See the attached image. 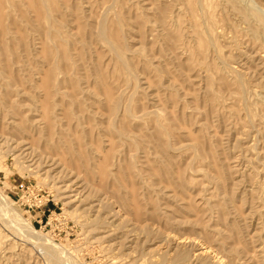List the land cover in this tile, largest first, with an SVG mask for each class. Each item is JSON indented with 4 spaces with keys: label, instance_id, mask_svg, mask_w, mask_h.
Segmentation results:
<instances>
[{
    "label": "rangeland",
    "instance_id": "374dc122",
    "mask_svg": "<svg viewBox=\"0 0 264 264\" xmlns=\"http://www.w3.org/2000/svg\"><path fill=\"white\" fill-rule=\"evenodd\" d=\"M47 1L0 8V264H264V0Z\"/></svg>",
    "mask_w": 264,
    "mask_h": 264
},
{
    "label": "bare ground",
    "instance_id": "6f19581e",
    "mask_svg": "<svg viewBox=\"0 0 264 264\" xmlns=\"http://www.w3.org/2000/svg\"><path fill=\"white\" fill-rule=\"evenodd\" d=\"M7 1H8V2H7V3H8V6H7V7H9V8H14V6L11 5V0H7ZM34 1H35V0H33V2H34ZM39 1H40V0H39ZM45 1H47V0H41V5L37 2V3L39 4V7H40V6H43V7L45 6L44 8L47 9V6H46L47 3H46ZM48 1H49V0H48ZM48 1H47V2H48ZM237 1H240V0H237ZM241 1H242V0H241ZM5 2H6V0H5ZM31 2H32V0H31ZM62 2H64V1H62ZM62 2H61V3H62ZM3 3H4V0H0V8L2 7ZM7 3H6V4H7ZM198 3H199V2H198ZM246 3H247V2H246ZM13 4H15V3L13 2ZM35 4H36V2H35ZM38 4H36V5H38ZM49 4L51 5L50 2H49ZM112 4H113V3H112ZM178 4H179V3H178ZM241 4H243V2H241ZM244 4H245V3H244ZM250 4H251V5H250ZM253 4H254L253 1H252L251 3L248 2V5H249V7H250V9H249V13H248V10H247V12H245V13H248L249 15H251V16L253 17L254 21L257 22L258 24H260V25L263 27V29H264V17H263V15H262L263 13H262L261 11L255 9L256 7L254 8ZM110 5H111V4H110ZM245 5H246V4H245ZM30 6H31V5H30ZM37 7H38V6H37ZM247 7H248V6H247ZM34 9H35V8H34ZM42 9H43V8H42ZM66 9H67V8H66ZM243 9H244V7H243ZM46 11H47V10H46ZM244 11H245V10H244ZM260 12H261L262 14H261ZM35 13H36V12H35ZM42 13H43V12H42ZM48 13H49V12H48ZM105 13H106V12H105ZM19 15H20V14H19ZM49 15H50V14H48L47 16H49ZM11 16H12V15H11ZM38 16L41 17V12H40V15H38ZM44 16H45V15H44ZM47 16H46L47 19L50 18V17H47ZM251 16H249L248 18H250ZM11 18H12V17H11ZM86 18H87V17H86ZM48 20H49V19H48ZM6 21H7V20H6ZM10 21H11V20H10ZM46 21H47V20H46ZM50 21L52 22L51 18H50ZM115 21H116V20H115ZM23 22H24V21H23ZM116 22H117V21H116ZM255 22H254V23H255ZM6 23H7V22H6ZM35 23H36V21H35ZM49 23H50V22H49ZM95 23H96V22H95ZM102 23H103V22H102ZM36 24H37V23H36ZM51 24H52V23H51ZM115 24H116V23H115ZM47 25H48V23H47ZM49 25H50V24H49ZM98 25H99V24H98ZM98 25H97V26H98ZM251 25H252V24H251ZM50 26H51V25H50ZM7 27H8V26H7ZM25 27H26V26H25ZM51 27H53V25H52ZM117 27H118V26H117ZM258 27H259V26H258ZM8 28H9V27H8ZM47 28H48V27H47ZM40 29H42V28L40 27ZM49 29H50V28H49ZM49 29H47V30L50 31L52 28H51L50 30H49ZM251 29H252V28H251ZM259 29H260V28H259ZM7 30H8V29H7ZM7 30H6V29H2V30L0 31V35L3 36V37H1V38H4V37H5L6 39H9L8 42H10V38H9V37H10V32H9L10 30H9V31H7ZM47 30L44 29V31H47ZM100 30H101V29H100ZM254 30H256V28H255ZM52 31H53V30H52ZM97 31H98V30H97ZM258 31H259V30H258ZM262 31L264 32V30H262ZM40 32H42V31H40ZM44 33H45V32H44ZM50 33H51V32H50ZM255 33H257V32H254V34H255ZM46 34L49 35L48 32H47ZM46 34H45V35H46ZM51 34H52V33H51ZM51 34H50V35H51ZM58 34H59V32H58ZM263 34H264V33H263ZM50 35H49V36H50ZM95 36H96V35H95ZM102 36H103V35H102ZM13 37H14V36H13ZM13 37H12V38H13ZM139 37H140V36H139ZM5 38H4L3 40H6ZM22 38H23V37H22ZM48 38H49V37H48ZM50 38H52V37L50 36ZM50 38H49V39H50ZM38 40H39V39H38ZM50 40H51V39H50ZM139 40H140V39H139ZM0 41H1V40H0ZM20 41H21V40H20ZM5 42H6V41H5ZM11 42H12V39H11ZM34 42H35V41H34ZM43 42H44V41H43ZM0 43H1V42H0ZM1 44H2V43H1ZM107 45H108V43H107ZM52 46H53V45H52ZM127 46H128V45H127ZM10 47H11V46H10ZM10 47H9V49H10ZM111 47H112V46H111ZM125 47H126V46H125ZM7 48H8V47H7ZM95 48H96V47H95ZM148 48H149V47H148ZM9 49H8V52H9L10 55H11V56L9 55V56H10L9 60H8V59H7L8 61L5 60V59H4V60L2 59V60H3V62H5V64H8V62L10 61V64L12 63V65H14V66L16 65V67H17V64H18L19 60L15 58V55H16V54H13V51H12L11 49H10V50H9ZM12 49H14V47H12ZM16 49H17V48H16ZM52 49L54 50V48H52ZM52 49H51V50H52ZM2 50L4 51V48H3V49L1 48V51H2ZM60 50H61V49H60ZM91 50H92V49H91ZM93 50H94V48H93ZM3 51H2V52H3ZM54 51H56V50H54ZM41 52H42V51H41ZM47 52H48V51H47ZM48 53H49V52H48ZM56 53H57V51H56ZM56 53H55V54H56ZM97 53H98V52H97ZM113 53H114V52H113ZM113 53H112V54H113ZM18 54H19V53H18ZM49 54H50V53H49ZM52 54H53V53H52ZM3 55H4V54H3ZM5 56H6V55H5ZM54 56H55V55H54ZM75 56H76V55H75ZM78 56H79V55H78ZM95 56H96V55H95ZM0 57H1V56H0ZM42 57H44V56H42ZM56 57H58V56H56ZM69 57H70V56H69ZM44 58H45V57H44ZM53 59H56V60H57V58H55V57H54ZM122 59H123V58H122ZM74 60H75V59H74ZM240 60H241V59H240ZM80 61H81V60H80ZM0 62H1V61H0ZM55 62H57V61H55ZM122 62H123V61H122ZM20 64H21V63H20ZM24 64H25V63H24ZM3 65H4V64H3ZM6 66H7V65H6ZM10 66H11V65H10ZM18 66H19V65H18ZM120 66H121V65H120ZM16 67H15V68H16ZM21 67H23V66L21 65ZM24 67L26 68V65H25ZM40 67H41V66H40ZM55 67H56V66L54 65V69H55ZM147 67H148V66H147ZM158 67H159V66H158ZM5 68H6V67H5ZM5 68H4V70H6ZM10 68H11V67H10ZM46 68H47V66H46ZM56 68H57V67H56ZM115 68H116V67H115ZM123 68H124V67H123ZM236 68H237V67H236ZM7 69H8V66H7ZM22 69H23V68H22ZM32 69H33V68H32ZM4 70H3V69H0V82H1V79H4V77H2V75H4L3 73L5 72ZM15 70H17V69H15ZM23 70H24V69H23ZM23 70H22V71H23ZM46 70H47V69H46ZM56 70H57L56 72H58L59 68H57ZM165 70H166V69H165ZM3 71H4V72H3ZM7 71H8V70H7ZM7 71H6V72H7ZM11 71H12V69H11ZM25 71H26V70H25ZM34 71H35V70H34ZM17 72H18V71H17ZM20 72H21V71H20ZM73 73H74V72H73ZM18 74H19V73H18ZM30 74H31V73H30ZM62 74H63V72H62ZM46 75H47V74H46ZM4 76H5V75H4ZM6 76H7V74H6ZM22 76H23V75H22ZM64 76H65V75H64ZM12 77H13V76H12ZM44 77H45V76H44ZM5 78H6V79H5V83L7 84V82H9V81L7 80L8 77H5ZM10 79H11V78L9 77V80H10ZM18 79H19V78H18ZM64 79H65V78H64ZM66 79H67V78H66ZM11 80H12V79H11ZM51 80L54 81L53 78H51ZM6 81H7V82H6ZM28 81H29V80H28ZM42 81H43V80H42ZM55 82H56V81H55ZM61 82H63V81H61ZM76 82H77V81H76ZM43 83H44V82H43ZM52 83H53V82H51L50 80H48L47 83H44L46 86H45V88H44L43 90H45V94H46L48 100H50L52 97H54V96H56V95H57V96H60L61 94L63 95V92L60 91V90H61V86H62V84L57 82L58 84L55 83V85H54V84H52ZM9 84H10V82H9ZM60 84H61V85H60ZM239 84H240V83H239ZM7 85H8V84H7ZM11 85H12V84H11ZM14 85H15V84H14ZM19 85H20V83H19ZM43 86H44V85H43ZM7 87H9V89H10V85H8ZM7 87H6V88H7ZM21 87H22V86H21ZM4 88H5V87H2V85H1V83H0V113H1V115H3V117H6V116L11 117L10 114H9L10 112H5V113H4V112H3V109L1 108L2 104L4 103V98H6V96H7L6 93L4 92V91H5ZM7 89H8V88H7ZM7 89H6V90H7ZM241 89H242V88H241ZM241 89H240V90H241ZM22 90H23V89H22ZM238 90H239V89H238ZM9 91H10V90H9ZM109 91H110V90H109ZM241 91H242V90H241ZM6 92H7V91H6ZM10 93H11V92H10ZM12 93H13V92H12ZM244 93H245V91H244ZM45 94H44V95H45ZM66 94H67V93H66ZM132 94H133V93H132ZM132 94H131V95H132ZM97 95H98V94H97ZM109 95H110V94H109ZM18 96H19V95H18ZM30 96H31V95H30ZM95 96H96V94H95ZM71 97H72V96H71ZM175 99H176V98H175ZM5 101H6V100H5ZM126 101H127V100H126ZM15 102H16V101H15ZM41 102H42V101H41ZM47 102H48V101H47ZM57 102H58V101H57ZM76 102H77V101H76ZM127 102H128V101H127ZM7 103H10V102H7ZM54 103H55V102H54ZM74 103H75V102H74ZM114 103H116V102H114ZM128 103H129V102H128ZM14 104H16V103H14ZM30 104H31V103H30ZM50 104H51V102H49V103L46 104V109H47V107H48V109L46 110L47 113L50 112ZM58 104H59V103H58ZM60 104H61V103H60ZM108 104H109V102L107 103V105H108ZM154 104H155V103H154ZM3 105H4V104H3ZM5 105H6V103H5ZM5 105H4V106H5ZM48 105H49V106H48ZM8 106H9V105L7 104V107H8ZM114 106H115V105H114ZM118 106H119V105H118ZM116 107H117V105H116ZM120 107H121V106H120ZM120 107H119V108H120ZM13 108H14V107H13ZM41 108H42V107H41ZM113 108H114V107H113ZM119 108H118V109H119ZM7 109H10V107L7 108ZM11 109H12V108H11ZM56 110H58V109H56ZM62 110H63V109H62ZM127 110H128V109H127ZM90 111H91V110H90ZM150 111H151V110H150ZM57 112H58V111H57ZM47 113H46V114H47ZM54 113H55V112H54ZM11 114H12V112H11ZM58 114H59V113H58ZM153 114H154V113H153ZM54 115H56V114H54ZM54 115H53V116H54ZM156 115H157V114H156ZM132 116H133V115H132ZM245 116H246V115H245ZM57 117H58V115H57ZM105 117H106V116H105ZM129 117H130V115H129ZM177 117H178V116H177ZM246 117H247V116H246ZM156 118H157V117H156ZM156 118H155V119H156ZM173 118H174V117H173ZM173 118H172V119H173ZM11 119H12V121H11ZM11 119H6L5 122H7V121L9 120V121H8L9 124H12L13 127L16 126L15 123H14V121H13V117H12ZM155 119H154V120H155ZM48 120H49V121H48ZM48 120H46V121L48 122L47 124H49V125H50V124H53V122L56 120V116H54V118L52 117V118H50V119H48ZM240 120H241V119H240ZM56 121H57V120H56ZM150 121H151V120H150ZM87 123H88V122H87ZM157 123H158V122H157ZM107 124H108V123H107ZM35 125H36V124H35ZM47 126H48V125H47ZM47 126H46V127H47ZM112 126H113V125H112ZM46 127H45V128H46ZM106 127H107V126H106ZM224 127H225V126H224ZM49 128H52V127L48 126V128H47L48 131H49ZM35 129H38V128H35ZM66 129H67V128H66ZM26 130H27V129H26ZM87 131H88V130H87ZM116 131H117V130H116ZM32 132H33V131H32ZM45 132H47L46 129H45ZM49 132H50V131H49ZM49 132H47V133H49ZM130 132H131V131H130ZM15 133H17V132H15ZM47 133H46V134H47ZM88 133H89V132H88ZM166 133H167V132H166ZM27 134H28V132H27ZM46 134H45V135H46ZM49 134H50V133H49ZM108 134H109V133H108ZM0 135H1V134H0ZM9 136H10V135H9ZM47 136H48V134H47ZM112 136H113V135H112ZM22 137H23V136H22ZM34 138H35V137H34ZM34 138H33V139H34ZM115 138H116V137H115ZM7 140H8V139H7ZM9 140H10V139H9ZM24 140H25V139H24ZM48 140H49V139H48ZM119 140H120V139H119ZM127 140H128V139H127ZM140 140H141V139H140ZM256 141H257V140H256ZM19 142H20V141H19ZM138 142H139V141H138ZM15 143H16V142H15ZM20 147H21V146H20ZM261 148H262V147H261ZM139 149H140V148H139ZM26 150H27V149H26ZM23 151H24V150H23ZM31 151H32V150H31ZM262 152H263V151H262ZM145 156H146V155H145ZM225 160H226V159H225ZM256 161H257V160H256ZM18 165H19V164H18ZM260 169H261V168H260ZM262 169H263V168H262ZM103 170H104V169H103ZM103 170H102V171H103ZM106 174H107V173H106ZM262 203H263V202H262ZM6 208H7V207H6ZM6 208H5V209H6ZM258 212H259V211H258ZM14 215H16V214H14ZM14 215H13V216H14ZM13 216H12V218H13ZM18 217H19L18 215H17V218H16V216H15V220H16V222H17V224L15 223L16 226L18 225V227H20V229L24 230V232L26 231L27 234H35V233H34V232H35L34 229H33L32 227H30L25 221H23L22 219H20V217H19V218H18ZM12 221H13V220H12ZM94 222H95V221H94ZM97 222H98V221H97ZM5 223H6V222H5ZM96 224H97V223H96ZM98 224H99V226H100V223H98ZM104 224H105V223H104ZM93 225H95V224H93ZM93 225H92V226H93ZM89 226H90V225H89ZM96 226H97V225H96ZM96 226H95V227H96ZM99 226H98V228H99ZM101 226H102V223H101ZM92 228H93V227H92ZM96 228H97V227H96ZM100 228H101V227H100ZM16 229H18V228H16ZM20 229H19V230H20ZM95 230H96V229H95ZM19 232H20V231H19ZM26 232H25V233H26ZM21 237H22V236H21ZM5 242H6V241H5ZM40 242H41V241H40ZM40 242H39V243H40ZM41 243H42V242H41ZM41 243H40V244H41ZM45 243H46V242H45ZM43 245H45V247L47 246V245L44 244V243H43ZM39 246H41V245H39ZM49 246H51V244H50ZM52 246H53V245H52ZM12 247H13V246H12ZM5 249H6V248H5ZM60 250H61V249H60ZM58 251H59V250H58ZM49 252H50V251H49ZM207 252H208V250H207ZM53 254H54V252H53ZM56 254H57V253H56ZM56 254H55V255H56ZM61 254H63L62 251H61ZM48 255H49V253H48ZM57 255H58V254H57ZM186 255H188V254H186ZM49 256H51V255H49ZM58 256H59V255H58ZM61 256H62V255H61ZM63 256H64V255H63ZM51 258H53V256H51ZM179 258H180V259H179ZM55 259H56V258H55ZM59 259H60V258H59ZM61 259H62V258H61ZM179 260H180V261L183 260V257L180 256V255H178V261H179ZM184 260H185V259H184ZM176 262H177V261H176ZM177 263H178V262H177ZM180 263H181V262H180ZM182 263H184V261H182Z\"/></svg>",
    "mask_w": 264,
    "mask_h": 264
}]
</instances>
